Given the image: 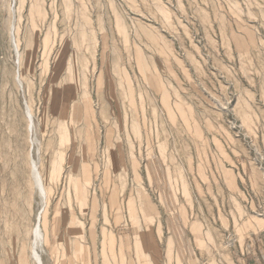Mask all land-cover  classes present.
Returning a JSON list of instances; mask_svg holds the SVG:
<instances>
[{"label": "rangeland", "instance_id": "1", "mask_svg": "<svg viewBox=\"0 0 264 264\" xmlns=\"http://www.w3.org/2000/svg\"><path fill=\"white\" fill-rule=\"evenodd\" d=\"M12 4L0 264H35L39 210L44 264H231L264 231V0Z\"/></svg>", "mask_w": 264, "mask_h": 264}, {"label": "bare ground", "instance_id": "2", "mask_svg": "<svg viewBox=\"0 0 264 264\" xmlns=\"http://www.w3.org/2000/svg\"><path fill=\"white\" fill-rule=\"evenodd\" d=\"M12 3L14 4L15 0H12ZM9 37H10L11 45H12V48H13V51L15 54V62L19 63V61H20V50H19V47H18L17 41H16L14 24L10 25ZM15 78H16L18 84L20 86H22V80L19 76L18 70L16 71ZM25 106H26L25 111H26V116H27L28 129L30 130V128H32L34 125L33 117H32L29 106L27 104ZM37 152L39 153V151H37ZM30 172H31L33 184H34V186H35V188H36V190L40 196L42 207H43L45 205V202L47 199V190H46V186H45V183L43 180V176L40 173V170L38 169V164L31 156H30ZM41 220H42V211L39 210L35 215V221H34V224L32 226V230H31L32 239H31V246H30V257L33 259L35 264H44V261H43L44 259H42V253L45 251L44 232L42 229Z\"/></svg>", "mask_w": 264, "mask_h": 264}, {"label": "crops", "instance_id": "3", "mask_svg": "<svg viewBox=\"0 0 264 264\" xmlns=\"http://www.w3.org/2000/svg\"><path fill=\"white\" fill-rule=\"evenodd\" d=\"M231 264H264V231L246 240Z\"/></svg>", "mask_w": 264, "mask_h": 264}]
</instances>
